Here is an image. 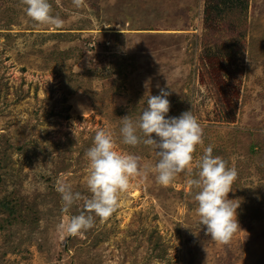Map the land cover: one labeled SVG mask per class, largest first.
Instances as JSON below:
<instances>
[{
	"label": "rangeland",
	"instance_id": "1",
	"mask_svg": "<svg viewBox=\"0 0 264 264\" xmlns=\"http://www.w3.org/2000/svg\"><path fill=\"white\" fill-rule=\"evenodd\" d=\"M49 2L58 28L0 0V264H264V0L222 6L216 34L203 29L204 0ZM160 89L166 118L192 111L203 128L192 177L209 145L238 173L228 199L241 232L227 246L199 231L189 177L159 185L154 152L122 143L119 119L138 120ZM101 129L145 172L110 218L71 237L58 225L83 202L64 212L56 184L90 195L85 153Z\"/></svg>",
	"mask_w": 264,
	"mask_h": 264
},
{
	"label": "clouds",
	"instance_id": "2",
	"mask_svg": "<svg viewBox=\"0 0 264 264\" xmlns=\"http://www.w3.org/2000/svg\"><path fill=\"white\" fill-rule=\"evenodd\" d=\"M72 2L77 8L84 4V0ZM21 4L36 27L58 28L65 23L53 14L49 0H21ZM170 94L160 89L159 95H149L147 106L136 121L130 116L119 119L122 143L130 147L143 144L154 152L157 161L152 171L159 185L169 186L180 174L189 177L187 183L195 190L199 231L203 227L212 242L227 246L241 232L237 218L240 204L228 199L238 173L223 158L214 156L213 146L209 145L198 162V173L192 177L194 153L204 142L203 128L192 111H185L178 118H166L170 111ZM85 156L88 161L86 185L90 195L73 191L63 180L56 184L64 212H70L75 204L83 202V210L78 215H70L66 222L58 225L62 234L71 237L82 236L91 230L97 218L101 221L110 218L122 195L130 188L131 180L145 172L140 157L118 151L113 134L103 129L95 133Z\"/></svg>",
	"mask_w": 264,
	"mask_h": 264
},
{
	"label": "trees",
	"instance_id": "3",
	"mask_svg": "<svg viewBox=\"0 0 264 264\" xmlns=\"http://www.w3.org/2000/svg\"><path fill=\"white\" fill-rule=\"evenodd\" d=\"M238 0H204V12H203V29L207 31L209 34H216L217 31V23L214 21V14L217 10H220L221 7H224V10L222 12H226L227 10H234ZM209 59H211V68H214L218 72H222V68L220 65L223 64L220 62V58L217 56H209ZM256 135L252 134V138H254ZM260 147L256 144H252L250 149H248V152H259L258 149ZM249 152V153H250ZM5 209L7 207H4ZM11 212V209H9Z\"/></svg>",
	"mask_w": 264,
	"mask_h": 264
}]
</instances>
